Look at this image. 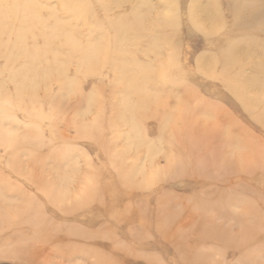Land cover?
Returning <instances> with one entry per match:
<instances>
[{"label":"rangeland","instance_id":"374dc122","mask_svg":"<svg viewBox=\"0 0 264 264\" xmlns=\"http://www.w3.org/2000/svg\"><path fill=\"white\" fill-rule=\"evenodd\" d=\"M30 1L48 21L29 27L17 12L35 73L17 95L0 70V264H264V0H146L149 23L164 25L130 53L161 76L133 130L111 69L78 73L75 47L53 40L66 32L50 30L73 19L82 39H111L100 28L124 22L131 3ZM152 35L168 40L158 54ZM58 70L73 88L60 89Z\"/></svg>","mask_w":264,"mask_h":264},{"label":"bare ground","instance_id":"6f19581e","mask_svg":"<svg viewBox=\"0 0 264 264\" xmlns=\"http://www.w3.org/2000/svg\"><path fill=\"white\" fill-rule=\"evenodd\" d=\"M11 1L12 2L9 4L8 0H0V59H1L0 63L3 64V67H0V70L1 72L4 71L8 73L7 84H9V86L13 85L12 87H14L16 91L15 94L18 95V92H20L26 86L25 78L27 76H33L36 68L33 64L34 57L32 56L34 55L33 54L34 51L32 49L31 50L24 49L25 44L24 42L21 41L22 39H24V34H23L25 33V29H23L25 28L24 24L20 23L19 20L16 27V21L18 19L17 12H20V14L22 13L23 19H27L26 24L29 27H33L35 25L37 27L42 28L43 30H46L45 28H47V26H44V24L47 25L48 21H44V22L42 21L43 24L38 23L37 18H35L36 16H34L35 15L34 11L39 9H37L38 7L30 0H11ZM97 2L103 8L104 11H107L108 8L112 6V5L110 6L109 0H97ZM125 2L131 3L130 16L127 19H125L124 22L117 21L110 23L109 25L108 23H106L107 27L103 25L104 27L100 28L101 31H104L105 28H108V31L112 33L111 39L102 36L103 32L101 35H99V38L96 37V39L92 41L82 39L79 32H78L79 36L76 33L77 32L76 25L72 24V21H75L73 19H70V22H68L66 25L58 24L57 23L58 21L53 22L54 23L53 28H51L50 30H52L53 32L56 31L66 32L65 37L62 36L60 38H53V40L61 41L60 43L57 42V44H55L57 46L75 47L73 51H69V50L68 51L70 56L72 55L71 56L72 60L75 59L78 60V62L76 63V71L78 73L83 71L85 72V74L96 73L100 68L106 66L111 69L112 76L114 79V84H116L120 89V92H122L121 93L122 96L120 98L115 97V99L121 103L120 105L122 106V108L120 107L119 108L126 110L128 113L131 114L133 113L132 116L130 115L128 118H124V119H123V115H120L119 117L121 119L120 121L126 120L127 121L126 124L129 122L127 125L130 127V129L133 130L136 121L135 117L137 116L136 113L137 111L139 112L140 106L143 105L141 96L145 92L142 91H144L147 88L146 86L153 79H156L157 76L159 77L161 75L156 74L158 71H155L153 67L156 66V64L153 65L152 63H148V64H142L140 62L138 63V61L131 56L130 49L132 48L135 49V46L138 45L139 41L141 40L142 37L141 34L143 32H146L148 30H153L155 29V26L161 27L164 24L163 21L160 20L158 21V18L155 23L153 24L149 23L150 21L148 20L150 19L148 17L149 16L148 3L146 0H136L134 2H131L130 0H121V3H125ZM77 3H79V5H83V2H81L80 0ZM49 17H53V15L49 13ZM85 20L86 23H88L89 18L88 21L87 18ZM193 21H195V19ZM195 23L199 28V24H198L199 22L195 21ZM150 39L152 40H151L150 49L148 51L149 53H153V54L159 53L158 44L160 43V41L164 44H168V40L166 38H158L157 36L152 35ZM73 40H77L78 42ZM22 46H23V50L20 51V47ZM54 52L56 54L57 50ZM53 57L54 60H58L55 59L57 58V56L55 57L53 55ZM162 61L163 59H157V64L160 63L159 64L160 66L162 64ZM18 64H21L22 66L19 65L17 68L16 66ZM160 67L162 68V65ZM45 73H52V72L45 70ZM58 73H59L58 74L59 77L57 78V80L62 78L61 81L59 82H63L62 88H60L61 90L67 89L68 85L71 86L72 88L74 87L75 85L74 82L70 81L73 79L67 78L65 76V72L61 73L58 70ZM259 77H264V66H261ZM32 79L33 78H31L30 80ZM158 80H161V86H165V84H169L168 82L171 80V78L163 77L162 79H158ZM249 80L253 81V78H250ZM234 83L237 84L236 88L240 94V97H243L242 102H246L247 99L245 97V93L243 90L245 87L239 85V80L234 81ZM121 94L118 95L120 96ZM135 97L140 101V105L138 104L136 106L132 105ZM0 98L7 100V97L5 95L3 96L0 94ZM13 100L14 99L9 100L8 102L11 103L13 102ZM88 100L92 102L91 97H89ZM259 100L255 102H257L258 106L261 108L260 111L261 114H259V120L262 121L264 118V98H260ZM186 106H188V104L185 100H181V99L175 100L174 109L175 111L176 109H178L180 112V115L178 114L176 121L184 120L186 111L182 110V107L186 108ZM169 112L171 113V110ZM27 114H28V110H27ZM167 119L168 118H164L163 120L165 125ZM1 139L2 138H0V140ZM12 139L11 137L7 138V140L13 141V143H8V144L14 145V147L11 148L10 151L12 150L14 151L17 149L16 142L18 141V139L15 137H12ZM230 139H227V141H230ZM125 140H126L125 144L127 143L131 144L130 139H125Z\"/></svg>","mask_w":264,"mask_h":264}]
</instances>
